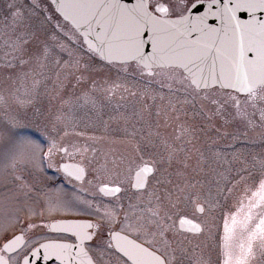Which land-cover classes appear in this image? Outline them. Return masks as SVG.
<instances>
[{
  "label": "snow or ice",
  "instance_id": "1",
  "mask_svg": "<svg viewBox=\"0 0 264 264\" xmlns=\"http://www.w3.org/2000/svg\"><path fill=\"white\" fill-rule=\"evenodd\" d=\"M41 262L264 264V0H0V264Z\"/></svg>",
  "mask_w": 264,
  "mask_h": 264
},
{
  "label": "rangeland",
  "instance_id": "2",
  "mask_svg": "<svg viewBox=\"0 0 264 264\" xmlns=\"http://www.w3.org/2000/svg\"><path fill=\"white\" fill-rule=\"evenodd\" d=\"M34 129H26L21 134L22 135H31ZM47 175L52 176V178L57 182L60 183L62 178L57 177L51 170L48 171Z\"/></svg>",
  "mask_w": 264,
  "mask_h": 264
},
{
  "label": "water",
  "instance_id": "3",
  "mask_svg": "<svg viewBox=\"0 0 264 264\" xmlns=\"http://www.w3.org/2000/svg\"><path fill=\"white\" fill-rule=\"evenodd\" d=\"M41 264H43V262H41Z\"/></svg>",
  "mask_w": 264,
  "mask_h": 264
}]
</instances>
